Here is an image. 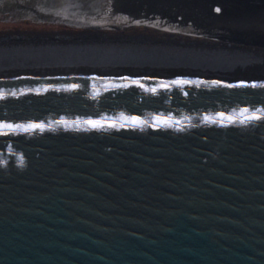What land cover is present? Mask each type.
Returning <instances> with one entry per match:
<instances>
[{"label":"water","instance_id":"95a60500","mask_svg":"<svg viewBox=\"0 0 264 264\" xmlns=\"http://www.w3.org/2000/svg\"><path fill=\"white\" fill-rule=\"evenodd\" d=\"M0 20L98 31L0 36V264H264V75L221 57L264 56V0H0ZM137 26L220 48L111 34ZM66 58L167 69L28 67Z\"/></svg>","mask_w":264,"mask_h":264},{"label":"bare ground","instance_id":"6f19581e","mask_svg":"<svg viewBox=\"0 0 264 264\" xmlns=\"http://www.w3.org/2000/svg\"><path fill=\"white\" fill-rule=\"evenodd\" d=\"M93 32L94 31L92 29H88V31H86V32L74 33V34H78L77 37L80 38V40H82V37H84L82 35H84V34H92ZM96 32H98V31H96ZM101 33H103V32H101ZM58 34H61V32L58 33ZM129 34H126V36L130 37L131 39L137 40V41L138 40L139 41H143L149 47H159V46H162V45H167V47L175 50L176 52H181V51L187 50L186 53L188 55H192L193 58H198L199 57L198 53L193 52V51H197V49L194 48L197 45L199 47H201V49L204 47L203 49H207L208 48L209 50H212V48L215 45H216V47L218 45V44H216V42L209 41L208 39H204V41H206L210 45V46H207V47L205 45L207 43H205L204 41L202 42L201 39H198V40L190 39L191 41H187V40L183 41L180 38H175L174 39V37H173V39L169 40V39L163 38L162 37L163 34H161V33H159V34H161V36H154V35H149V34H135V35H129ZM51 35H56V34H51ZM56 42L58 44L61 43V44H59L57 46V48H62V47L66 46L64 44L63 40H58ZM190 42H192V43L189 44ZM239 44L240 43H237V44L231 43V44H229V46H228L230 48L229 50L228 49L221 50V52L223 53V55L221 57L229 60V59L234 58L235 56H237L238 53L239 54L240 53H246L245 54L246 56H250V60H247V58H240V56H237L238 58L236 59V61H238V62L237 63L233 62V63H236V65L233 68L230 67V69H228V70H230V71H232L234 73H237V74H238V72L239 73L241 72L243 74H249V75H255V76H263L264 75V63H260V62L264 61V56L258 54L256 49H251L250 46L246 45V44H242V45H246V47H242L241 46V50H239L238 49V47H239L238 45ZM217 48H220V47H217ZM236 49H238L239 52H235ZM164 52H167V50L164 49ZM200 52H201V54H206L205 52H203L201 50H200ZM201 58H202V55H201ZM159 59L161 60V62L164 65H172L173 64L175 66V64H176L177 66L181 65V66H184V67L185 66H194V65L198 66L197 64H194L193 60H191L189 62L180 63L177 60H174L173 57H170V54H167V57L160 56ZM257 60H258L259 63H257ZM71 61H72L71 58L70 59L69 58L60 59V60L59 59H57V60H44V61L38 62L39 64H33L31 66L28 65V67H31V70H35V71H43V70H45V71H57V69H62V68L63 69H72L73 67L77 68V69H81V70L84 69V68H92V69L96 68V69L107 70V71H133V70L134 71H139V70L140 71H142V70L145 71V70H147L149 68H153L154 70H157V71L161 72V71H166L164 69H167L164 66H159V64H155L153 62V60H150L148 58L145 59V60H138L137 59V60L126 61V62H123L122 60H116V61H110L109 60V61L104 62L105 63L104 65L102 64L103 61L98 60V59H95L94 61H88L85 64L82 63L81 65L78 64V63L75 64L74 62L71 63ZM175 61H177V62H175ZM250 61H253V62H250ZM209 63H213V62H209ZM20 65L18 67L21 68V69H24L23 67H20ZM70 67H72V68H70ZM204 67L205 66L202 64L200 69L204 70V69H202ZM209 67H210V69L209 70L207 69L205 72H209V71L216 72L217 69H218L216 66L213 67V64H210Z\"/></svg>","mask_w":264,"mask_h":264},{"label":"rangeland","instance_id":"374dc122","mask_svg":"<svg viewBox=\"0 0 264 264\" xmlns=\"http://www.w3.org/2000/svg\"><path fill=\"white\" fill-rule=\"evenodd\" d=\"M88 30L82 29L79 27L71 26V25H65V24H59V23H52V22H42V21H32V20H0V36L2 35H14V34H58V33H83ZM147 32V33H146ZM97 33V32H93ZM115 33H124L129 35H135V34H149L154 36H161L163 34V38L166 39H174L180 38L183 41L184 35L182 34H170L167 32H159L157 30H154L152 28H145L142 26L132 27L129 28L123 32H114ZM161 33V34H159ZM241 46H246L239 44Z\"/></svg>","mask_w":264,"mask_h":264},{"label":"flooded vegetation","instance_id":"af4514ba","mask_svg":"<svg viewBox=\"0 0 264 264\" xmlns=\"http://www.w3.org/2000/svg\"><path fill=\"white\" fill-rule=\"evenodd\" d=\"M204 40H202V42H203ZM205 43H207L206 41H204ZM199 43V42H198ZM204 44V43H203ZM205 45H208V46H210L209 44H205ZM203 46V45H202ZM207 47V46H206ZM243 47H246V46H243Z\"/></svg>","mask_w":264,"mask_h":264}]
</instances>
